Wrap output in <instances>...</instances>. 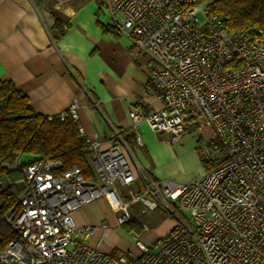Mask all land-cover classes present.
Returning <instances> with one entry per match:
<instances>
[{"label": "built area", "instance_id": "2783aa9c", "mask_svg": "<svg viewBox=\"0 0 264 264\" xmlns=\"http://www.w3.org/2000/svg\"><path fill=\"white\" fill-rule=\"evenodd\" d=\"M108 25L147 56V79L161 107L129 109L132 128L144 122L176 142L197 128L203 171L189 181L152 179L139 169L143 189L126 187L134 175L130 152L114 130L105 148L84 136L94 178L77 164L11 154L22 174V194L4 214L13 231L0 250L2 264H264V37L254 25L227 31L202 0H99ZM76 120L73 109L62 112ZM51 118L52 116H47ZM136 142L141 144L139 134ZM11 167V166H10ZM124 189L126 198L121 196ZM106 198L119 225L131 204L164 206L177 218L150 251L112 255L86 242L93 225L77 226L72 212ZM187 212L188 215H184ZM103 225L102 228H105Z\"/></svg>", "mask_w": 264, "mask_h": 264}, {"label": "crops", "instance_id": "0c3cea01", "mask_svg": "<svg viewBox=\"0 0 264 264\" xmlns=\"http://www.w3.org/2000/svg\"><path fill=\"white\" fill-rule=\"evenodd\" d=\"M147 59L108 25L99 0H0V80L12 82L43 116L73 109L78 127L101 148L112 141L114 130L120 131L126 144L130 140L127 157L134 175L126 187L134 192L143 189L139 169L152 179L183 182L203 171L197 149L205 135L201 127L176 142H169L166 133H153L144 122L131 127L132 105L143 111L161 107L147 79ZM124 189L120 194L125 197ZM113 216L116 221L103 197L72 212L75 225L96 227L88 243L110 254L102 239L111 230L109 224H115ZM133 250L128 253L141 255L138 248Z\"/></svg>", "mask_w": 264, "mask_h": 264}, {"label": "trees", "instance_id": "16d2710c", "mask_svg": "<svg viewBox=\"0 0 264 264\" xmlns=\"http://www.w3.org/2000/svg\"><path fill=\"white\" fill-rule=\"evenodd\" d=\"M202 1L211 11L221 16L227 31L257 25L264 37V0ZM54 25L60 28L61 24L55 20ZM84 140L76 120L70 115L48 118L38 114L12 82L0 80V250L14 236L11 225L3 216L23 191L20 168L10 167L11 154L21 152L25 162L47 157L59 159L64 167L77 164L86 179H93ZM3 179L7 181L5 186L1 184ZM141 229L142 226L136 223V233Z\"/></svg>", "mask_w": 264, "mask_h": 264}, {"label": "rangeland", "instance_id": "374dc122", "mask_svg": "<svg viewBox=\"0 0 264 264\" xmlns=\"http://www.w3.org/2000/svg\"><path fill=\"white\" fill-rule=\"evenodd\" d=\"M198 127H201L205 134L208 132L207 127H202L199 121H197V128ZM192 131H196V129L191 130L190 132ZM127 144L131 146L130 140L127 142ZM197 149H199V144L197 145ZM10 166L15 168L12 162L10 163ZM123 198H126V196H123ZM128 211L131 217L139 215L137 214L138 212L141 214L139 218L144 220V222H142L147 225V229H144L143 233L139 236V239L148 246L150 251L154 252L158 249L160 239L169 233V224H174L177 222V218L171 213V211L162 205H159L156 210L151 211L146 209L141 204L136 203L131 204ZM183 214L185 216L188 215L187 212H183ZM113 220L115 224H109L111 230L107 229V235L102 239L103 244L111 248L112 255H118L122 253L128 254V251L133 249L135 252L137 247L134 243L132 235L137 232L136 223H129L128 221L122 225H119L118 222L115 221L114 216ZM93 235L95 234L88 236L86 238V242H89V238H93Z\"/></svg>", "mask_w": 264, "mask_h": 264}]
</instances>
